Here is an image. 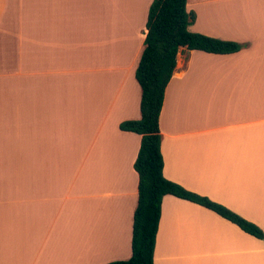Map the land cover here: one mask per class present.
I'll return each mask as SVG.
<instances>
[{
    "label": "crops",
    "instance_id": "0c3cea01",
    "mask_svg": "<svg viewBox=\"0 0 264 264\" xmlns=\"http://www.w3.org/2000/svg\"><path fill=\"white\" fill-rule=\"evenodd\" d=\"M152 2L0 0V264L131 258L142 137L120 125L141 119ZM187 11L191 32L244 48L180 49L159 121L163 174L264 232V0ZM154 264H264V240L167 195Z\"/></svg>",
    "mask_w": 264,
    "mask_h": 264
},
{
    "label": "trees",
    "instance_id": "16d2710c",
    "mask_svg": "<svg viewBox=\"0 0 264 264\" xmlns=\"http://www.w3.org/2000/svg\"><path fill=\"white\" fill-rule=\"evenodd\" d=\"M195 13L187 11V0H153L146 22L144 50L136 70L142 91L141 119L126 121L120 129L141 135V146L134 164L139 177L138 204L134 215L132 256L109 264H154L156 238L163 198L175 196L207 208L237 225L245 233L264 240L263 230L229 208L169 181L163 174L160 115L165 93L177 66L181 48L211 54H233L244 45L193 33L189 26Z\"/></svg>",
    "mask_w": 264,
    "mask_h": 264
},
{
    "label": "rangeland",
    "instance_id": "374dc122",
    "mask_svg": "<svg viewBox=\"0 0 264 264\" xmlns=\"http://www.w3.org/2000/svg\"><path fill=\"white\" fill-rule=\"evenodd\" d=\"M121 6L124 7L122 3H121ZM124 8H125V7H124ZM126 8H127V7H126Z\"/></svg>",
    "mask_w": 264,
    "mask_h": 264
}]
</instances>
